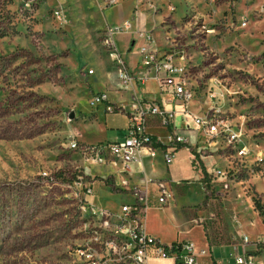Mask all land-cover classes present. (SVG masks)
<instances>
[{
	"label": "crops",
	"instance_id": "0c3cea01",
	"mask_svg": "<svg viewBox=\"0 0 264 264\" xmlns=\"http://www.w3.org/2000/svg\"><path fill=\"white\" fill-rule=\"evenodd\" d=\"M263 1L116 0L111 5L108 0H43L33 10V35L5 38L0 43V51L11 56L15 68L12 76L19 79L17 91H32L50 106L57 107L55 120L63 128L58 136L48 131L13 140L0 137V180L12 179L20 189L25 185L51 188L50 192L55 195L56 187L41 177V170L62 169L68 178L65 183L68 187L67 183L75 174L73 169L78 165L93 190L84 195L87 205L120 214L122 205L134 201L131 193L122 187V181L128 179L130 186L148 187L150 200L144 227L149 234L164 243L192 241L197 264H234L235 250L239 253L247 250L264 264V242L254 243L261 241L264 230L255 233L254 229L258 225L262 227V223L252 202L254 192L264 202V181L257 174L246 175V169L239 165L235 150L224 137L209 138L203 130L198 131L197 135L190 136L187 145L176 149L169 165L159 147L155 157L143 148L142 158L128 170L111 163H95L70 147L73 140L89 146L122 140L129 123L128 112L138 100L155 101L172 115L169 127L163 126L159 117L147 119V132L163 141H167L169 128L189 132V127L194 126L192 117L202 116L217 107L233 114L231 123L235 129L243 118L240 106L234 102L238 97L236 91L244 92L246 87L233 78L234 72L229 71L230 64L223 55L237 44L246 53L249 51L258 57L264 53V17L254 16ZM58 6H62L64 14L65 22L61 25L50 16V10ZM124 23H130V28L113 33L115 49L109 48L108 28ZM141 31L152 36V46L159 56L174 51L176 65L187 71L193 85L194 96L189 102L176 100L170 88L159 85L154 78L155 71L141 64L138 47L145 43ZM113 50L118 51L134 76H147L148 80L134 86L123 85ZM210 56L215 57L216 62L225 61L226 67L218 72L212 70L216 63L208 62ZM235 65L245 66L240 61ZM248 69L253 70L250 66ZM91 70L93 72L88 73ZM38 78L41 79L36 80ZM258 78L264 82V73ZM246 90L264 99L263 91L253 87ZM100 93L106 94V100L94 99V95ZM29 110L32 108L1 116L0 121L15 122ZM72 113L74 117L69 118ZM116 130H121L124 136L119 137ZM45 141L48 143L42 145ZM238 146H247L250 150L247 164L254 162L259 150L253 139L243 135ZM216 167L233 173L215 175ZM159 180L166 182L168 188V202L164 205L158 203ZM227 183L230 184L228 189L224 188ZM69 189L67 193L71 198L66 200L70 203L65 209L59 196H50L52 204L45 207L48 212H64V242L67 244L86 238V226L81 217L89 215L88 208L79 210L75 191L83 194V190ZM33 200L35 204L37 200ZM217 206L221 207L223 226L218 229L219 242H213L208 234L215 233L211 224L218 221ZM64 210H70V215ZM28 220L40 219L35 215ZM44 221L46 232L48 224L46 219ZM126 229L124 227L121 234ZM243 235L248 236L250 243H243ZM49 248L50 244H43L35 246L32 252L46 255ZM48 260L46 257L43 262L47 264ZM58 261L62 263L61 258ZM147 264L176 263L166 257L150 259Z\"/></svg>",
	"mask_w": 264,
	"mask_h": 264
},
{
	"label": "built area",
	"instance_id": "2783aa9c",
	"mask_svg": "<svg viewBox=\"0 0 264 264\" xmlns=\"http://www.w3.org/2000/svg\"><path fill=\"white\" fill-rule=\"evenodd\" d=\"M109 4L116 3V0H108ZM56 19L64 21L62 6H58L54 12ZM254 16L264 17V1L255 10ZM246 24V20L242 23ZM130 28V23L110 26L106 35V43L109 48L115 49L112 35ZM145 43L139 48L141 64L147 69L155 71L154 78L161 87L170 88L176 100L187 103L193 98V85L190 84L187 71L180 70L174 61V51H169L163 56H159L153 48V38L149 33L140 32ZM112 56L117 63L118 77L123 85L134 86L143 84L148 80L147 76L136 77L126 66L118 51L113 50ZM89 71L88 73H92ZM96 101L106 100V94L95 95ZM124 108V107H122ZM129 113V123L126 134L120 141L99 143L97 145H80L76 140L70 143L72 149H77L87 155L95 163H111L128 170L132 163L142 158V149L146 148L151 157L157 155L158 147L169 165L173 161L174 152L179 146L187 145L189 138L174 128H169L167 141L155 137L147 132V119L150 116L160 118L163 126L169 127L171 114L155 101L138 100L132 103V110ZM195 124L211 137H224L228 146L235 150L239 165L246 169L248 176L259 175L264 181V155L256 153L254 162L247 164L250 150L247 146H238L242 137V126L237 125L234 129L232 123L228 122L225 112L220 108H214L201 117H194ZM240 167V166H239ZM77 169V168H76ZM78 171L71 178L68 187H76L83 190L80 194L76 190V197L79 199V210L88 208L89 215L84 220V232L86 238L83 241L74 243L76 247H67L70 254L77 257L76 264H147L150 259H160L170 257L176 264H197L192 241H178L174 243H164L158 237L149 234L144 227L146 211L149 207L148 187L143 184L129 185V180L122 181V187L129 191L134 197L133 203L121 206V213H114L111 210L98 208L94 205H87L85 196L93 192L87 185L83 171ZM237 172L240 170H236ZM215 175L229 176L230 170L222 171L215 169ZM54 180V176L44 173ZM158 203L164 205L168 202V188L166 182L159 180ZM230 184H224L228 189ZM250 189V187H249ZM124 227L125 233L121 234ZM243 243H250L247 235H243ZM264 242V235L261 241L254 242L256 245ZM204 252V251H202ZM234 264H261L256 260L255 255L245 250L239 253L235 250Z\"/></svg>",
	"mask_w": 264,
	"mask_h": 264
},
{
	"label": "rangeland",
	"instance_id": "374dc122",
	"mask_svg": "<svg viewBox=\"0 0 264 264\" xmlns=\"http://www.w3.org/2000/svg\"><path fill=\"white\" fill-rule=\"evenodd\" d=\"M43 0H0V43L5 38H10L15 35H33V10H36ZM56 8L50 10V16L61 25L56 19L54 12ZM264 21V19H263ZM62 27V26H59ZM141 45L138 47V49ZM137 50V48L135 49ZM246 53L239 45L227 49L224 53L223 59L230 64L229 71H233V78L239 79L241 83L248 89L249 87L257 88V90L264 92V82L258 78L261 73H264V53L261 56L256 54ZM215 62L212 70L215 72L225 68V61L216 62L215 57L210 56L208 62ZM238 61L244 62V67L235 65ZM253 69L250 71L248 68ZM13 64L11 56H6L0 51V117L9 115L13 112H22L28 107L32 108L25 116H21L19 120H3L0 121V137L8 139H17L24 136H34L40 133L51 131L52 134L58 136L60 128L55 120L57 107L50 106L48 101L38 96L32 91H17L19 79L14 78ZM11 76V77H9ZM38 78L36 80H39ZM240 90L236 91L238 97L234 100L237 106H240V111L243 114L241 123H236L242 127V136H249L253 139L254 144L258 146V152L264 155V99L260 98L259 94ZM95 97V95H94ZM225 112L228 122L231 123L232 113L222 109ZM203 116V115H202ZM229 116V117H228ZM51 117V118H50ZM73 118L74 114L68 115ZM201 117V116H197ZM194 126L189 127V132H182L183 135L190 138V136L197 135L201 130L194 122ZM235 124V125H236ZM248 125V126H247ZM115 133L119 137H123L125 133L121 130H116ZM47 141L41 143L45 145ZM68 143V142H67ZM78 165H75L73 173L77 172ZM77 168V169H76ZM224 171L222 167H216ZM44 173H49L54 176V180ZM41 177L51 182L56 188L55 195L50 192L49 188H41V186L25 185L22 189L15 184L12 179L0 180V264H45L43 261L46 257L49 258L47 264H60L59 258L62 259L61 264H76L78 260L73 254H70L67 247H76L73 241L70 244L64 242L65 240V225L66 221L64 212H48L45 210L47 205L52 204L50 196L60 197L65 205L70 203L66 200L71 198L68 194L69 187H65L68 180L65 172L62 169L41 170ZM61 181V182H60ZM263 181V180H262ZM264 183V182H263ZM52 186V185H50ZM52 186V187H54ZM63 186V187H62ZM68 186V183H67ZM49 190V191H48ZM45 192V194H44ZM252 196L254 208L259 213V219L262 227L258 225L255 233H260L262 228L264 230V202L263 198L257 193ZM251 194V193H250ZM252 195V194H251ZM37 200L34 204V199ZM29 203V206H26ZM25 206L22 207V205ZM61 209V208H60ZM72 208L70 207V210ZM64 210L65 212H70ZM218 221L212 222L215 233H209L208 237L213 242H219L218 229L223 226L221 207H216ZM116 213V212H114ZM37 215L40 220L31 222L28 219ZM46 215V216H45ZM70 215V213H69ZM48 224L46 232L43 229L44 220ZM72 220H69V223ZM71 224V223H70ZM210 226V225H209ZM208 227V226H207ZM37 229L34 232V229ZM29 229L31 231L29 232ZM43 244H50V252L44 254L34 255L33 248ZM34 259H37L35 262Z\"/></svg>",
	"mask_w": 264,
	"mask_h": 264
}]
</instances>
